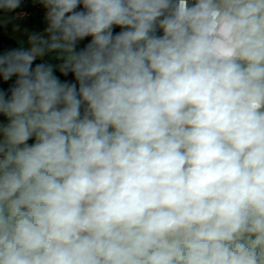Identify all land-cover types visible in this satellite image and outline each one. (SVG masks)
I'll return each instance as SVG.
<instances>
[{
  "label": "clouds",
  "instance_id": "obj_1",
  "mask_svg": "<svg viewBox=\"0 0 264 264\" xmlns=\"http://www.w3.org/2000/svg\"><path fill=\"white\" fill-rule=\"evenodd\" d=\"M32 2L44 32L0 51V264H264V0Z\"/></svg>",
  "mask_w": 264,
  "mask_h": 264
},
{
  "label": "rangeland",
  "instance_id": "obj_2",
  "mask_svg": "<svg viewBox=\"0 0 264 264\" xmlns=\"http://www.w3.org/2000/svg\"><path fill=\"white\" fill-rule=\"evenodd\" d=\"M22 7V6H21ZM19 9V8H18ZM16 9L13 12H2L3 16H0V18H3L7 23H12L13 21L15 23H19V28L18 30L16 29H10L8 27H3L2 29L0 28V32H5L6 34L10 35L11 37H14L20 44L21 46H26L27 45V40L28 37L32 34H42L44 32V29L46 27V23L44 25H38L36 23H27V21L24 22V19L21 17H16ZM1 15V14H0ZM9 23V24H10ZM14 24V23H12ZM8 25V24H7Z\"/></svg>",
  "mask_w": 264,
  "mask_h": 264
},
{
  "label": "trees",
  "instance_id": "obj_3",
  "mask_svg": "<svg viewBox=\"0 0 264 264\" xmlns=\"http://www.w3.org/2000/svg\"><path fill=\"white\" fill-rule=\"evenodd\" d=\"M30 3H33L32 0H28ZM38 4V3H37ZM2 12H0L1 14ZM30 22L37 23L38 25H44L46 21L42 19H28ZM119 29H117L118 31ZM21 44L14 38L11 37L10 35L6 34L5 32H0V51L7 50V49H12V48H17L20 47ZM82 46V45H81ZM50 55H55V54H50ZM46 59H49V57H46ZM55 63V61H52ZM71 78V77H69ZM5 88H7V85H4ZM0 122L7 123V120L3 117L0 116Z\"/></svg>",
  "mask_w": 264,
  "mask_h": 264
},
{
  "label": "built area",
  "instance_id": "obj_4",
  "mask_svg": "<svg viewBox=\"0 0 264 264\" xmlns=\"http://www.w3.org/2000/svg\"><path fill=\"white\" fill-rule=\"evenodd\" d=\"M21 9L16 11V15L25 19H42L45 21V11L39 4L30 3L28 0H23Z\"/></svg>",
  "mask_w": 264,
  "mask_h": 264
},
{
  "label": "crops",
  "instance_id": "obj_5",
  "mask_svg": "<svg viewBox=\"0 0 264 264\" xmlns=\"http://www.w3.org/2000/svg\"><path fill=\"white\" fill-rule=\"evenodd\" d=\"M21 6L22 7H24L22 4H21ZM22 7H20L19 9H21ZM0 16H3V14L1 13V15ZM16 17H18V16H16ZM20 18V17H19ZM22 19H24V22L25 21H27V23L29 22V23H33V22H30L28 19H25V18H22ZM10 23V22H9ZM6 23V26L5 27H8V28H10V29H16V30H18L17 29V25H18V28H19V23H15L14 21L12 22V23H14V24H12V23ZM8 24V25H7ZM37 24V23H36ZM4 26H2V27H0L1 29L3 28ZM20 29V28H19ZM33 141H29V143H32Z\"/></svg>",
  "mask_w": 264,
  "mask_h": 264
}]
</instances>
